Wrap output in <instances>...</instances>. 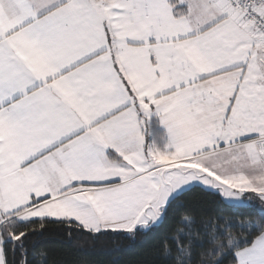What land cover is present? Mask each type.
Wrapping results in <instances>:
<instances>
[{
    "label": "snow or ice",
    "instance_id": "1",
    "mask_svg": "<svg viewBox=\"0 0 264 264\" xmlns=\"http://www.w3.org/2000/svg\"><path fill=\"white\" fill-rule=\"evenodd\" d=\"M0 264H264V0H0Z\"/></svg>",
    "mask_w": 264,
    "mask_h": 264
},
{
    "label": "trees",
    "instance_id": "2",
    "mask_svg": "<svg viewBox=\"0 0 264 264\" xmlns=\"http://www.w3.org/2000/svg\"><path fill=\"white\" fill-rule=\"evenodd\" d=\"M53 235V238L54 239H59V236L58 235H56V234H52ZM122 256L124 255V254H121Z\"/></svg>",
    "mask_w": 264,
    "mask_h": 264
}]
</instances>
